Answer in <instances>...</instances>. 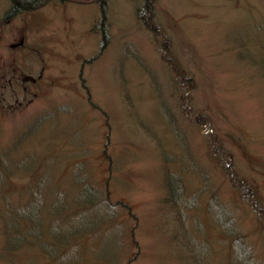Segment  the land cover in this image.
Wrapping results in <instances>:
<instances>
[{
	"label": "rangeland",
	"instance_id": "374dc122",
	"mask_svg": "<svg viewBox=\"0 0 264 264\" xmlns=\"http://www.w3.org/2000/svg\"><path fill=\"white\" fill-rule=\"evenodd\" d=\"M144 2L0 0V264H264V0Z\"/></svg>",
	"mask_w": 264,
	"mask_h": 264
},
{
	"label": "trees",
	"instance_id": "16d2710c",
	"mask_svg": "<svg viewBox=\"0 0 264 264\" xmlns=\"http://www.w3.org/2000/svg\"><path fill=\"white\" fill-rule=\"evenodd\" d=\"M47 1L49 0H10L11 2V4H9L10 8L8 9L6 13L5 18L10 19L22 12L30 11L33 9L36 10V8L43 6ZM74 1H79V0H74ZM80 1H85V0H80ZM89 1H98V0H89ZM99 1L104 2L102 4L106 3V0H99ZM153 2L154 0H145L144 7H139V8H151Z\"/></svg>",
	"mask_w": 264,
	"mask_h": 264
}]
</instances>
